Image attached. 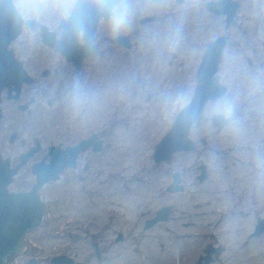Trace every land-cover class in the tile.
I'll use <instances>...</instances> for the list:
<instances>
[{
    "label": "rangeland",
    "instance_id": "rangeland-1",
    "mask_svg": "<svg viewBox=\"0 0 264 264\" xmlns=\"http://www.w3.org/2000/svg\"><path fill=\"white\" fill-rule=\"evenodd\" d=\"M12 1L24 19H37L57 37L59 21L73 4V0ZM204 1L127 0L130 22L117 28L113 15L123 2L120 0L112 17L99 23L93 52L80 69L41 42L38 26L23 25L20 35L10 43L30 69L48 67L53 74L38 76L28 88L39 99L30 106L31 116L17 109L13 101L3 99L1 157H16L40 134L44 145L76 142L94 132L103 140L98 152L91 147L82 151L75 168L65 169L58 180L40 189L45 203L43 222L26 237L29 252L44 258L66 251L79 264H195L203 244L213 241L200 236L210 228L218 242L228 248L226 264L232 261L227 256L232 246L237 257L243 254V264L248 257V264H264V236L262 241L246 237L257 213L264 215V0H238V12L228 29L224 28V16L206 10ZM138 6L143 17L155 19L139 24L134 14ZM133 29L137 33L132 36L130 50L110 44L113 36ZM222 34L228 36V43L217 77L228 90L206 103L200 120L192 127L190 137L198 148L176 152L169 161L154 162L157 142L193 92L202 52L209 41ZM35 88H45L46 92L36 95ZM49 96L58 98L53 105L47 104ZM61 103V114L55 117L54 109ZM239 105L245 106L244 115L254 110L259 119L215 133L209 124L210 114L217 111L229 116ZM67 127L71 132L65 138L62 135ZM13 133L17 139L11 142ZM206 135L209 145L203 148L198 139ZM250 141L254 151L241 150ZM234 145L240 151L234 153ZM199 162L210 169L204 185L197 184L195 177ZM173 172L179 173L183 191L165 190ZM34 177L29 169L21 170L9 191L28 190ZM251 188H257L259 202L257 196H250ZM196 199L212 200L210 208L226 215V222L223 219L208 227V214L196 219L193 214L200 209L195 207ZM167 204L171 209L166 220L146 230L141 228L146 217ZM228 206L232 213L238 209L240 216H236L245 219L242 225V220L234 217L235 229L242 225L239 240L245 239L247 247L250 245L246 249L231 237ZM241 208L250 214L244 215ZM187 223L190 225L184 226ZM86 229L98 234L103 260L93 255ZM117 232H123L122 241H115ZM45 261L43 264H48Z\"/></svg>",
    "mask_w": 264,
    "mask_h": 264
},
{
    "label": "water",
    "instance_id": "water-1",
    "mask_svg": "<svg viewBox=\"0 0 264 264\" xmlns=\"http://www.w3.org/2000/svg\"><path fill=\"white\" fill-rule=\"evenodd\" d=\"M117 3L118 0H75L69 14L60 19L58 27L61 31L57 37L56 32L49 30L45 24H38L34 19H24L16 10L12 0H0V103L1 91L4 88L9 89L8 99H17L22 86L31 83V77L26 75L22 61L15 57L14 49L7 48L9 43L20 35L23 25L30 28L38 26L41 42L62 54L76 69H80L82 61L91 54L94 33L100 19L108 20ZM203 5L214 15L224 16V28L228 29L238 12L239 2L238 0H207ZM154 18V16L142 17L140 22L145 23ZM80 34L83 43L79 41ZM129 38V35L117 34L109 41L118 47L128 49L131 46ZM227 43L228 36L225 34L218 35L208 42L196 68V84L193 92L188 102L177 112L170 129L157 142L153 152L154 162L168 161L176 152L195 149L194 141L189 136L192 126L200 118L206 103L222 97L228 90L225 84L219 83L217 77ZM174 55L171 54L173 57ZM26 104L19 105L18 108L23 110ZM2 115L0 106V119ZM210 121L219 131L229 119L223 113L215 112L211 115ZM10 138L13 141L15 137L12 135ZM102 145V139L94 132L88 138L81 139L75 145L63 150L58 146L47 147L45 158L33 165L34 183L28 190L23 191L8 189L13 175L21 165L9 169L5 162L0 161V264H8L13 255L21 252L24 249L23 236L40 226L45 207L40 195L42 186L51 180H58L64 167H75L79 153L88 147L98 152ZM37 148L38 146L31 148L24 154V158L31 156ZM47 157L49 159L45 163ZM199 168L201 169L199 179L203 180L206 167L201 164ZM179 183L180 178L175 172L166 191H181L183 187ZM169 209L168 205L159 208L147 225L166 219ZM261 229H264V220L258 222L256 232ZM58 261L59 264H75L74 259L67 255L51 259L52 264H57ZM27 264H35V262L31 261Z\"/></svg>",
    "mask_w": 264,
    "mask_h": 264
},
{
    "label": "flooded vegetation",
    "instance_id": "flooded-vegetation-1",
    "mask_svg": "<svg viewBox=\"0 0 264 264\" xmlns=\"http://www.w3.org/2000/svg\"><path fill=\"white\" fill-rule=\"evenodd\" d=\"M207 1V0H206ZM184 2V0H181L180 2H177V0H176V3L177 4H180V3H183ZM205 2V1H204ZM74 3H75V0H73V4H72V7H71V9L73 8V5H74ZM118 3H120V0H118ZM117 3V4H118ZM14 4V3H13ZM116 4V5H117ZM204 4V3H203ZM115 7V6H114ZM114 7H113V10H114ZM71 9H70V11H71ZM113 10H112V14H111V16H110V18L112 17V15H113ZM69 11V12H70ZM69 14V13H68ZM67 14V15H68ZM134 14H135V18L137 19V21H138V23L139 24H143V23H141L140 22V19L143 17L142 16V14H141V7L140 6H138V7H136V9H135V12H134ZM66 15V16H67ZM65 16V17H66ZM64 18V17H63ZM109 18V19H110ZM27 19H34L38 24L39 23H41L40 21H38L37 19H35V18H27ZM62 19V18H61ZM108 19V20H109ZM155 19V18H154ZM108 20H103V18H101L100 19V21H99V23L102 21V22H106V21H108ZM60 22V21H59ZM99 23H98V25H99ZM44 24V23H43ZM59 25V24H58ZM59 28V27H58ZM97 28H98V26H97ZM96 31H97V29H96ZM96 33V32H95ZM95 33H94V41H95ZM137 33V29H133L130 33H124V34H126V35H129V39H130V42H131V46H130V48H128L127 50H130L131 48H132V46H133V42H132V36H134V34H136ZM57 36V35H56ZM80 37H81V39H82V35L80 34ZM111 39V38H110ZM109 39V40H110ZM79 41H80V39H79ZM94 41H93V44H92V46H91V48H92V51H91V54H92V52H93V46H94ZM84 42V40L82 39V41H80V43H83ZM111 44V43H110ZM111 45H114V44H111ZM114 46H116V45H114ZM116 47H118V46H116ZM8 49H10L11 47H10V43H9V45H8V47H7ZM14 49V48H13ZM125 49V48H124ZM14 53H15V50H14ZM90 54V55H91ZM89 55V56H90ZM88 56V57H89ZM15 57L17 58V59H19L17 56H16V54H15ZM87 57V58H88ZM86 59V58H85ZM84 59V60H85ZM20 61H22V64H23V68H24V71H25V73H26V75H28V76H30L31 77V83H29V84H24L23 86H22V89H21V91H20V93H19V95H18V98L17 99H9L10 101H13L15 104H16V106H17V109H19L18 107H19V105H24V104H26L28 101H31L30 103H28V104H26V107L22 110V109H19L20 111H23L26 115H28V116H31L32 115V113H33V111H32V108L30 107L31 105H32V103L34 104V103H37V101L39 100L38 99V97H36L34 94H33V92H30L29 91V87L32 85V84H34L36 81H37V79H38V76L39 77H48V76H52V74H53V71L50 69V68H48V67H43V68H37V67H35V66H33V68H31L30 69V67H28L27 66V63L25 62V61H23L22 59H19ZM83 60V61H84ZM83 61H82V65H83ZM82 67V66H81ZM7 90H9V89H7V88H4L2 91H1V103H0V106H1V104H2V101H3V99L4 98H6L7 99ZM36 91V92H35ZM34 92L36 93V95H38V94H40V95H42L43 96V94L46 92V89L45 88H35L34 89ZM58 99V98H57ZM57 99H56V97L55 96H53V97H51V96H49V97H47V104L48 105H50V104H52L53 105V103H55L56 101H57ZM249 104V103H248ZM63 104L61 103L60 104V107H57L56 109H54L55 111H54V116L55 117H57V116H59L60 114H61V111H62V109H63V106H62ZM244 105H239L238 106V108H237V110H236V112L235 113H233V114H231V115H226L225 113H223L226 117H228V119H229V121H228V123L222 128V129H220L219 131H217V127L216 126H213L212 125V123H211V121H210V117H211V115L213 114V113H215V112H217V111H215V112H212L211 114H210V116H209V124H210V126L214 129V132L215 133H219V132H221L222 130H224L225 128H227V127H232V128H235L236 127V129L237 128H240L239 126H238V123L239 124H242V125H246V123H248V122H250V121H252V120H257V119H259V118H256L257 117V112L256 111H250L249 112V114L248 115H244V112H243V109H244ZM204 110V109H203ZM203 112V111H202ZM220 113H222V112H220ZM201 115H202V113H201ZM201 115H200V117H201ZM200 120V118L197 120V122ZM196 122V123H197ZM195 123V124H196ZM194 124V125H195ZM193 125V126H194ZM237 125V126H236ZM192 126V127H193ZM247 126V125H246ZM192 129V128H191ZM235 130V129H234ZM191 131V130H190ZM71 132V130H70V128L69 127H67L66 128V130L64 131V134L62 135V137H65V136H68L69 135V133ZM12 135H14V139H17V134L16 133H13ZM11 135V136H12ZM10 136V137H11ZM90 136V135H89ZM89 136H87L86 138H88ZM189 136H190V134H189ZM98 137H99V135H98ZM66 138V137H65ZM86 138H80L78 141H76V142H69V143H66V142H58V143H52V144H46V145H44L43 144V140H42V135L40 134L39 136H37V137H33V144H31V145H29V146H27V148L26 149H24L23 151H21L19 154H17V156L16 157H14V158H8V157H4V158H2L1 157V155H0V161L2 162H5L6 164H7V167L9 168V169H13V168H16V167H18V165H21L17 170H16V172H15V174L13 175V177H12V181H13V179H14V177L15 176H17L18 174H19V172L21 171V170H23V169H29L30 171H31V173L33 174V165L36 163V162H38V161H41V160H43L44 158H45V155H46V153H47V147H49V146H58L59 147V149H61V150H63V149H66V147H70V146H73V145H75L76 143H78L81 139H86ZM191 138V137H190ZM101 139V138H100ZM193 141H194V144H195V149L193 150V151H195L198 147H197V144H196V141L193 139V138H191ZM10 140H11V138H10ZM14 141V140H13ZM13 141H11V142H13ZM103 141V140H102ZM198 142L201 144V146L203 147V148H205L206 146H208L209 145V136H201V137H199V139H198ZM38 146V148L36 149V151H34L33 152V154L31 155V156H29V157H27V158H24V154L26 153V152H29L30 150H31V148H36ZM251 146H252V143H251V141L250 142H248L241 150H244V149H248V150H250V151H254V149H252L251 148ZM89 148V147H88ZM234 153L235 152H237L238 150H239V147L237 146V145H234L233 147H232V149H231ZM240 151V150H239ZM182 152H184V151H182ZM186 152H191V151H186ZM79 155H80V153H79ZM78 155V156H79ZM174 155V154H173ZM78 156H77V158H76V164H77V160H78ZM173 157V156H172ZM48 159H49V157H47L46 159H45V163H47L48 162ZM237 159L238 160H240V158L239 157H237ZM164 161H166V160H164ZM169 161V160H168ZM21 163H23V164H21ZM234 163V162H233ZM205 165V169H206V175H205V177L203 178V180H200L199 179V175L201 174V169L199 168V166L200 165ZM76 167V166H75ZM75 167H73V168H75ZM71 167H64L63 168V170H62V172L65 170V169H70ZM195 171H196V174H195V177H196V179H197V184H199V185H204L205 184V182H204V180L205 181H207V179L209 180V178H210V169H209V167L207 166V164L206 163H204V162H199L197 165H195ZM168 173V172H167ZM173 173H175V172H173ZM172 173V174H173ZM62 174V173H61ZM61 174H60V176H61ZM172 174H171V178H172ZM178 176H179V178H180V175H179V173H178ZM171 182V181H170ZM170 182L165 186V190H166V187L170 184ZM12 183V182H11ZM32 183L33 182H31L30 183V187H31V185H32ZM28 184V183H27ZM180 185H182L181 183H179ZM29 187V188H30ZM182 187H183V185H182ZM28 188V189H29ZM251 189H253V188H251ZM23 190H26V189H23ZM22 190V191H23ZM184 190V187L182 188V190L181 191H183ZM14 191H17V190H14ZM169 192V191H168ZM175 192H178V191H175ZM175 192H170V193H175ZM258 195H259V193L257 192V188H255V189H253V190H251V192H250V196L252 197V198H254L255 199V197L257 196V202H259L258 200ZM194 198V197H193ZM238 199V198H237ZM241 199V198H240ZM256 202V203H257ZM243 204H245L244 203V201L242 202V204L241 205H243ZM168 205V204H167ZM212 205H214V203H213V201L212 200H210V199H205V200H203V199H196V203H195V207H197V208H200V209H198L194 214H193V216H195L196 217V219H200L201 218V216H205L206 214H208L209 215V219L205 222V224H206V226H208V227H211V226H216V225H218L219 223H221V221L223 220V219H225V222H226V215H223V214H221L220 215V213H219V210L218 209H215V208H210V206H212ZM235 205H237V206H240L238 203H235ZM169 207H170V209H171V205H168ZM170 209H169V212H168V215H167V217H166V219L168 218V216H169V213H170ZM241 210H242V212H243V214L244 215H249L250 214V212H247V211H243L244 210V208H241ZM227 211H228V214H230V216H231V225H232V227H231V231H230V233L233 235V236H231L232 238H234L235 237V240H236V242H237V244L239 245V246H243V247H245V249L246 248H248V247H250V245L247 247V240L248 239H252V238H254V239H256V240H261L262 241V236H264V229H261V230H259V231H257L256 232V226H257V224H258V222L259 221H261V220H264V215H259L258 213H257V219H256V221H255V224L253 225V227H252V229L249 231V230H247V240H245V239H241V240H239V236L242 234V225H243V221L245 220H243V218H240V217H238V216H236V215H239V212H238V209H234L233 210V213H232V210L230 209V207L228 206V209H227ZM44 212V211H43ZM225 212V211H224ZM181 213L182 214H185L186 213V211H181ZM156 215V211L151 215V216H148V217H146L144 220H143V223H142V227L141 228H143L144 230H146V229H148L149 227H152V226H154L155 224H157L158 222H160V221H163V220H166V219H163V220H160V221H157V222H155L154 224H152V225H147V222H149L151 219H153V217ZM240 216V215H239ZM234 217H236V218H238V219H240V220H242V225H241V229L240 230H236L235 229V227H236V223L234 222ZM42 222H43V220H42ZM41 222V223H42ZM227 223H228V221H227ZM230 223V222H229ZM188 225H190L189 223H187V225H184V226H188ZM223 226H222V228L226 225L225 223L224 224H222ZM245 226V225H244ZM38 228V227H37ZM247 228V227H246ZM209 231L207 232V233H202V235H200L201 236V238L203 239L204 238V241L206 240V237L207 238H212L213 239V241H206L204 244H203V246H202V248H201V250H200V252H199V254L196 256V262H195V264H214V263H216L217 262V264H226L227 262H228V260H227V257H226V252L228 251V248L226 247V245H224L223 243H219L218 242V239H217V237H215V232H210L211 230H210V228H207ZM31 231V230H30ZM30 231H28L24 236H23V240H24V249L21 251V252H19V253H17L16 255H13L11 258H10V260H9V262H8V264H27V263H30L31 261H34L35 262V264H43V261H45V260H47V261H45L46 263H48V264H52V262H51V259L52 258H54V257H58V256H61V255H67V256H70V254L68 253V252H66V251H60V252H56V253H51V254H49V256L48 257H44V258H41V257H39V256H37L36 254H32L31 252H29L28 251V248H27V245H26V237L28 236V233L30 232ZM226 231V230H225ZM237 232H238V234H237ZM85 233L87 234V236H89L90 238H91V245H92V247H93V251H92V253H93V255L96 257V259L97 260H99V261H101V260H103V248H102V246H100L99 245V242H98V240H97V237H98V234L97 233H91L90 231H88L87 229L85 230ZM189 235V234H188ZM182 236V235H181ZM183 237V236H182ZM237 237V238H236ZM123 240V232H117V234H116V237H115V241L116 242H118V241H122ZM234 240V239H233ZM235 240H234V243H235ZM135 251H138V249L136 248V249H134ZM230 250V253L227 255L228 257H230V258H232V261H230L229 263L230 264H240V262H241V260H242V256H243V254L242 255H240L239 257H237L236 256V253H234V251H233V246H232V250L231 249H229ZM222 255H224V257L222 258ZM259 255H260V257H261V254L259 253ZM71 257V256H70ZM73 258V257H72ZM74 259V258H73ZM224 259H226L225 261H224ZM237 259H239V261H237V262H239V263H235L236 262V260ZM251 259L248 257V258H246V263L248 264L249 263V261H250ZM74 261H75V259H74ZM243 262H244V257H243V261L241 262V264H243ZM60 262L58 261L57 262V264H59ZM75 264H79L77 261H75Z\"/></svg>",
    "mask_w": 264,
    "mask_h": 264
},
{
    "label": "clouds",
    "instance_id": "clouds-1",
    "mask_svg": "<svg viewBox=\"0 0 264 264\" xmlns=\"http://www.w3.org/2000/svg\"><path fill=\"white\" fill-rule=\"evenodd\" d=\"M131 18V5L127 3V0H123L122 3L117 5L114 15L113 23L114 26L119 28L130 22Z\"/></svg>",
    "mask_w": 264,
    "mask_h": 264
},
{
    "label": "bare ground",
    "instance_id": "bare-ground-1",
    "mask_svg": "<svg viewBox=\"0 0 264 264\" xmlns=\"http://www.w3.org/2000/svg\"><path fill=\"white\" fill-rule=\"evenodd\" d=\"M125 177H126V176H125ZM121 221H122V219H121ZM123 221H124V220H123ZM185 235H187V234H185ZM236 244H237V243H236ZM234 249H235V251H239V248H238L236 245L234 246ZM242 250L244 251V248H243ZM242 250H241V251H242ZM243 251H242V252H243ZM251 258H252V257H251Z\"/></svg>",
    "mask_w": 264,
    "mask_h": 264
}]
</instances>
